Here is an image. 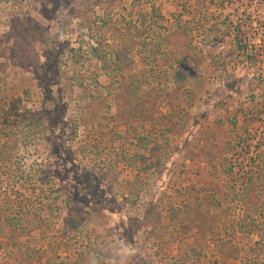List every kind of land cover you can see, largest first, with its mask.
Listing matches in <instances>:
<instances>
[{"label": "rangeland", "instance_id": "obj_1", "mask_svg": "<svg viewBox=\"0 0 264 264\" xmlns=\"http://www.w3.org/2000/svg\"><path fill=\"white\" fill-rule=\"evenodd\" d=\"M0 211L33 264H264V0H0Z\"/></svg>", "mask_w": 264, "mask_h": 264}, {"label": "trees", "instance_id": "obj_2", "mask_svg": "<svg viewBox=\"0 0 264 264\" xmlns=\"http://www.w3.org/2000/svg\"><path fill=\"white\" fill-rule=\"evenodd\" d=\"M238 40V37H237ZM9 159H4V162H7ZM14 217H11L12 215L8 213H4L3 211H0V226L3 223H6L9 227V238L7 241L6 246L10 245L9 248L12 249L11 254L14 255L15 260L18 262V264H33L35 263V259L33 257L28 256L27 250L24 249L23 243L19 240V236L17 234H20L19 231V225H17L16 221H21L19 218L24 216L23 214L14 213ZM4 243L1 241V233H0V250L3 249ZM11 255V256H12ZM13 257V258H14ZM6 264V263H5ZM8 264V263H7Z\"/></svg>", "mask_w": 264, "mask_h": 264}]
</instances>
